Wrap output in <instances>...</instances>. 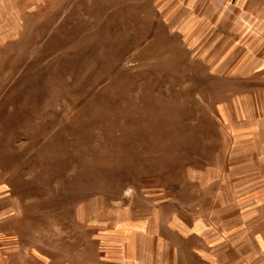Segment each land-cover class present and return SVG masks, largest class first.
<instances>
[{"label":"rangeland","instance_id":"1","mask_svg":"<svg viewBox=\"0 0 264 264\" xmlns=\"http://www.w3.org/2000/svg\"><path fill=\"white\" fill-rule=\"evenodd\" d=\"M0 264H264V0H0Z\"/></svg>","mask_w":264,"mask_h":264},{"label":"crops","instance_id":"2","mask_svg":"<svg viewBox=\"0 0 264 264\" xmlns=\"http://www.w3.org/2000/svg\"><path fill=\"white\" fill-rule=\"evenodd\" d=\"M259 19H260V18H258V17H256L255 19L251 18V21H252V20H259Z\"/></svg>","mask_w":264,"mask_h":264}]
</instances>
